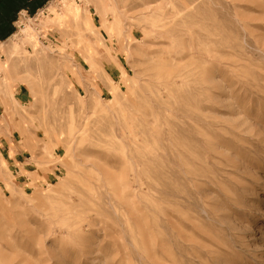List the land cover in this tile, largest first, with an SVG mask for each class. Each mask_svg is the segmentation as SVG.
<instances>
[{
	"label": "rangeland",
	"instance_id": "rangeland-1",
	"mask_svg": "<svg viewBox=\"0 0 264 264\" xmlns=\"http://www.w3.org/2000/svg\"><path fill=\"white\" fill-rule=\"evenodd\" d=\"M0 264H264V0L19 13L0 39Z\"/></svg>",
	"mask_w": 264,
	"mask_h": 264
},
{
	"label": "crops",
	"instance_id": "crops-1",
	"mask_svg": "<svg viewBox=\"0 0 264 264\" xmlns=\"http://www.w3.org/2000/svg\"><path fill=\"white\" fill-rule=\"evenodd\" d=\"M40 3L41 0H0V37H5L11 32L19 13L33 5L39 7Z\"/></svg>",
	"mask_w": 264,
	"mask_h": 264
},
{
	"label": "trees",
	"instance_id": "trees-1",
	"mask_svg": "<svg viewBox=\"0 0 264 264\" xmlns=\"http://www.w3.org/2000/svg\"><path fill=\"white\" fill-rule=\"evenodd\" d=\"M41 3H42V0H41ZM41 3H40V4H41ZM10 33H11V32H10ZM10 33H9V34H10ZM2 38H4V37H0V39H2Z\"/></svg>",
	"mask_w": 264,
	"mask_h": 264
}]
</instances>
